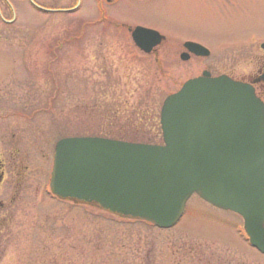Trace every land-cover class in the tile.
Here are the masks:
<instances>
[{
  "label": "rangeland",
  "instance_id": "1",
  "mask_svg": "<svg viewBox=\"0 0 264 264\" xmlns=\"http://www.w3.org/2000/svg\"><path fill=\"white\" fill-rule=\"evenodd\" d=\"M203 3L183 12L181 17L188 26L181 35L171 34L176 44L165 41L161 46L158 53L166 55L145 57L144 65L130 63L124 55H112L107 59L99 56L92 68L90 58L98 55L92 52L89 31L68 26L66 20L59 31L49 29L72 35L70 39L81 33L85 44L65 46L64 65L51 67L52 72L45 71L47 40L41 35L48 29L38 28L37 34L32 29L22 31L9 46L0 43V100L16 97L18 102L27 99L32 105L27 127L31 129L34 159L40 160L33 171L43 169V179L38 174L41 193L48 185L54 143L64 137H103L110 130L105 129L106 122L113 120L112 112L106 118L109 110H120L119 126H113V132L133 116L136 123L147 119L143 133L153 136L159 133L163 100L184 82L203 71L236 81L255 73L260 53L253 42L264 41V0H242L251 5L225 6L222 14L214 5L204 7ZM23 10L19 12L22 20L38 24V14ZM216 21L222 22L217 26ZM1 29V34L8 33ZM187 37L209 47V57L180 62L177 51ZM85 47L80 56L78 49ZM109 58L112 67L106 72L104 65ZM156 143H160L158 138ZM43 198L34 202V210L24 217L25 228L7 243L0 264H205L206 260L212 264H264V256L248 246L241 218L196 196L187 201L182 218L170 230L120 219L94 207Z\"/></svg>",
  "mask_w": 264,
  "mask_h": 264
},
{
  "label": "water",
  "instance_id": "2",
  "mask_svg": "<svg viewBox=\"0 0 264 264\" xmlns=\"http://www.w3.org/2000/svg\"><path fill=\"white\" fill-rule=\"evenodd\" d=\"M160 39L143 29L132 35L145 53ZM184 49L209 56L197 44L185 43ZM179 58L186 62L189 55ZM259 81L264 83V67ZM159 124L160 146L100 138L58 141L51 193L161 230L179 222L195 194L238 215L250 246L264 255V105L253 87L203 72L163 101Z\"/></svg>",
  "mask_w": 264,
  "mask_h": 264
},
{
  "label": "flooded vegetation",
  "instance_id": "3",
  "mask_svg": "<svg viewBox=\"0 0 264 264\" xmlns=\"http://www.w3.org/2000/svg\"><path fill=\"white\" fill-rule=\"evenodd\" d=\"M241 1L0 0V27L1 30L8 32L6 35L0 33V43L9 46L16 36L24 33L22 31L32 29L34 30L33 33L37 34L36 30L38 28L40 30L48 29L47 32H42L41 35L44 34L43 38L47 40L44 61L45 71L52 72L51 67L60 69L64 65V39L72 36H66L65 32H53L54 27L59 31L65 20L69 22L68 26L77 25L81 28V25H85L84 29L88 30L91 35L92 52L98 55L96 58L93 56L90 58V61L93 62L91 66L93 68L97 65L99 56H105L107 59V56L112 55H130L133 57L166 55L163 52L158 53L165 41L176 44L175 37L171 34L178 33L181 35L186 31L185 28L188 26V22L181 15L187 7L198 8L204 2V7L214 5L215 8L221 10L222 14L225 6L235 8L242 5H251L250 3H241ZM244 1L249 2L251 0ZM19 7L24 8L25 13L29 10V12L38 14L40 18L38 24L33 25L28 22L29 20H22ZM208 20L212 24L213 21L209 18ZM216 22L218 26L222 21ZM49 28L54 29L50 30ZM137 29L155 32L161 37L160 42L148 54L138 48L132 40V35ZM74 31H76V28ZM72 34H75V32ZM77 34L80 37L73 35V38L78 42L77 45L79 47L84 46L85 40H82L81 33ZM31 35L32 33L27 38H30ZM194 39L187 37L185 41L180 43L179 51H177L179 55L185 53L183 45L186 42L199 44L211 51L209 47L196 42ZM253 43L258 47L255 48V51L259 49L260 53L257 59L258 68L247 80H241L240 82L252 84L256 97L264 104V83L259 81L264 64V52L260 46L264 44V41L256 39ZM8 49L5 50L8 51ZM85 49L86 47L78 49L80 56ZM108 60L107 65H104L107 66L104 67L106 71H110L112 67V59L109 58ZM98 65L101 66L100 63ZM76 66L80 68V65ZM24 71H27L25 67ZM32 109V105L27 104V99L18 102L16 97H5L4 100H0V260L7 250V243L13 234L25 228L24 217L34 210V206H36L34 202H42L43 196L60 201L49 194L48 185L43 190L45 193L39 191L41 182L38 177L41 175L43 179V169L41 171L39 167V169L36 168L33 171V165H38L40 160L34 159L31 129L27 127L32 119ZM43 156L45 155L43 154ZM35 171L39 172L35 173Z\"/></svg>",
  "mask_w": 264,
  "mask_h": 264
},
{
  "label": "trees",
  "instance_id": "4",
  "mask_svg": "<svg viewBox=\"0 0 264 264\" xmlns=\"http://www.w3.org/2000/svg\"><path fill=\"white\" fill-rule=\"evenodd\" d=\"M85 30L84 28H80V31ZM69 41H73V40H66L65 41V45H69L70 43H68ZM126 59L129 62H132L133 59L131 57H126ZM144 64V63H143ZM141 65V64H140ZM87 109V108H86ZM80 107L78 109V111L80 112ZM112 112V116H113V120L111 121V118H109V120L106 122L107 126L105 129H110L109 131L104 133L105 138H109L112 140H118V141H124V142H130V143H143V144H150V145H154L157 144L156 143V139L158 138L160 141V133L155 132L154 135L152 136H146V134L143 133V129H144V124L147 122V119H143L141 118L140 121H138L137 123L134 121L133 116H130L128 118L125 119V124L122 127H118L119 131L116 130L113 132V126L116 128V126H119V124H117V122H119V118H118V114L120 112L119 109L116 110H109L108 112H106V118L107 116ZM159 128V127H158ZM205 264H212V262H210L209 260H206ZM214 264H228V262H223V263H219L216 262Z\"/></svg>",
  "mask_w": 264,
  "mask_h": 264
}]
</instances>
